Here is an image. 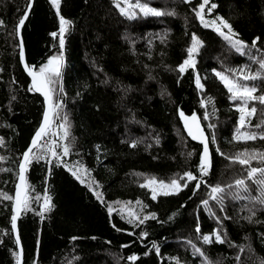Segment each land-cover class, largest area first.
I'll return each instance as SVG.
<instances>
[{
	"label": "trees",
	"instance_id": "16d2710c",
	"mask_svg": "<svg viewBox=\"0 0 264 264\" xmlns=\"http://www.w3.org/2000/svg\"><path fill=\"white\" fill-rule=\"evenodd\" d=\"M141 2L161 10H175L177 15L129 21L120 16L111 0H62L61 15L73 22L65 38L64 103L75 137L74 153H80L66 159L69 162L81 160L92 170V176L102 185L99 191L104 193L107 202L132 201V210L139 212V206L134 202L140 199L148 206L145 213L156 212L164 223L148 221L142 227L149 235L140 238L141 229H133L119 215L113 214L110 223L106 208L63 167L53 166L49 175L43 161L33 163L27 173L34 189L31 195L42 196L47 187L53 207L45 213L43 220L31 211L18 219L23 264H34V261L35 264H133L127 259L132 254L139 257L134 264H175L170 260L172 256L178 257L181 264H204V257H194L191 248L184 243L189 239L202 248L207 264H261L264 261V208L257 207L256 215L249 223L242 219L248 215L242 210L246 201L227 199L224 213L211 202L218 216L231 218L223 224L228 241L235 247L215 242L203 245L195 232L197 215L201 235L211 233L217 227L203 207L198 208L200 201L206 198L207 188L202 185L193 196V182L179 195L159 196L153 201L150 191L139 187L144 177L133 175L145 173L167 181L186 170L195 174L198 153L202 149L183 130L179 120L182 110L186 114H197L207 136L212 134L207 124L216 125L217 145L225 155L216 152L217 145H210L212 168L207 183L225 186L245 177L248 169L238 163L232 164L225 157L234 156L245 148L264 151V141H232L239 113L229 102L223 85L212 76L211 69L222 70L221 62L231 68L249 64L252 71L258 66L251 64L247 56L230 52L216 33L200 26L191 9L201 0H192L191 4H184L182 0ZM27 3L28 0H0V20L3 21L0 25V138L5 141L0 145V156L9 158L0 161V168L13 167L12 160L19 158L29 144L44 110L42 96L27 91L30 80L19 62L16 47L19 40L14 33L15 24ZM210 3H216L218 7L212 14H207V18L224 17L249 45L255 37H260L257 46L264 49V0H210ZM165 30L168 32L167 43L161 44L154 39V34ZM58 31L59 19L48 0H34L21 32L26 62L30 66L38 67L50 55L59 52V37L50 35ZM192 33L203 41L196 57V72L201 77H209L202 82L205 84L204 96L213 97L217 109L211 121L203 119L205 110L200 107L201 97L195 87L193 70L189 69L183 76L176 71L177 65L187 56L186 48ZM125 36L130 38L129 41L124 39ZM149 40H152L151 49ZM146 64L148 68L144 67ZM149 75L153 78L149 79ZM256 86L257 94H264V81H257ZM12 96L16 97L14 101ZM254 105L258 111L251 118L252 128L264 121V106L258 102ZM208 110L211 111L210 106ZM133 116L141 123L133 122ZM157 135L160 138L158 146L154 143ZM132 139H143L144 143L135 149L121 143ZM97 144L101 146L99 161ZM146 144H152V147L146 148ZM193 149L197 155L191 160L181 155ZM251 166L264 165L253 161ZM15 180L14 172H0V192L12 195ZM247 183L251 195H256V186L251 181ZM182 204L186 206L181 208ZM33 208L39 210L35 203ZM174 212H178L174 220L167 222ZM10 217L11 203L0 201V230L9 233L0 235V264H15L10 250L18 251L11 233ZM112 224L122 231L117 232ZM129 232L134 234L129 235ZM74 236L78 237L75 241L71 239ZM153 240L160 245V255L152 250L144 256ZM240 245L245 246L243 252Z\"/></svg>",
	"mask_w": 264,
	"mask_h": 264
},
{
	"label": "snow or ice",
	"instance_id": "6c2138e0",
	"mask_svg": "<svg viewBox=\"0 0 264 264\" xmlns=\"http://www.w3.org/2000/svg\"><path fill=\"white\" fill-rule=\"evenodd\" d=\"M34 0H28L27 7L23 12V15L19 17L18 22L15 24L14 33L19 38V44L16 45L19 52V62L23 65L24 71L28 77L31 78V82L28 85V92H36L43 96V119L39 126L36 128L32 135L31 142L26 150L23 151L19 158L13 159L12 168H0V172H14L17 178L15 183V196H10L7 193L0 192V201L6 200L11 203V233H17V220L22 214L27 212H34L39 216L41 220L44 219L45 213L51 211L52 198L48 195V189L45 187L44 193L41 196L37 194L35 197L31 195L34 191L31 184L28 181L27 173L33 163H40L43 161L48 166V173L51 175L52 167H63L67 172L71 174L77 181L87 187L88 191L96 198L99 203L106 208L110 223L113 214L119 215L120 219L127 224L132 225L133 229H141L139 233L140 238L147 237L148 231L144 230L142 226H145L148 221H156L158 223H164L160 221L156 212H146L147 205L140 199H137L134 203L139 206L140 211L136 212L132 210V201L115 200L107 202L104 198V193L99 191L102 185L92 176V170L88 169L81 160H75L69 162L66 158L75 154L77 156L80 153H74L75 149V137L71 132V122L69 116L65 110L64 99L66 92L63 84L62 69L64 67V47L66 34L70 31L73 22L66 19L61 15L60 7L62 0H48L52 9L55 10V15L59 19V31L52 32L50 35L55 38L59 37V52L54 55H50L46 62H42L38 67L30 66L25 60V47L23 38L21 36V30L25 26L28 19ZM184 4H191L192 0H182ZM111 3L118 10L121 17L129 21H135L140 18H162L165 16L174 17L177 15L175 10H161L156 7L150 6L148 2H141V0H111ZM210 5V6H209ZM218 5L216 3H210V0H201V2L191 11L194 13L196 20L204 29H211L216 33L226 44L230 52H235L240 56H247L251 64L257 65L255 71L249 64H245L236 68L226 67L221 62V69H211L212 76L223 85V88L227 91V98L229 102L234 105V109L239 113L236 127L232 133L233 142H247L255 141L257 139L264 141V121L257 124L255 128L250 127L251 118L257 113L258 109L254 105V102H258L259 105L264 106V94H257L259 89L256 86L257 81H264V49L257 46V41L260 37H255L251 45L240 38L238 32L235 31L232 24L222 16L214 15L211 18H207V14H212L213 10ZM0 25H3V21L0 20ZM168 32L165 30L162 33L154 34V39H158L161 44L167 43ZM124 39L129 41V37L125 36ZM134 43V41H131ZM149 48L152 47V40L148 42ZM203 47V41L192 33L189 45L186 48V58L177 65L176 71L180 76H183L189 69L195 73V87L200 95V107L204 109L203 119L205 121H211L212 117L216 114V107L214 98L211 96H204L205 84L203 80H207L209 77H201L196 72L197 59L200 50ZM256 53L255 55L253 53ZM151 59V54L148 56ZM145 68L149 66L144 65ZM167 67V66H165ZM2 71V69H0ZM153 77L149 75V79ZM13 82H15L13 80ZM179 83V81H178ZM79 95V93H77ZM16 97L12 96L11 100H15ZM209 106L211 111L208 110ZM180 119L183 121L184 128L193 141H198L202 146V150L199 151V162L195 165L196 172L192 170H186L182 174L176 173L169 180L158 179L155 176H149L145 173H133L136 177H144V182L139 184L140 188H147L151 193V199L157 200L159 196H174L179 195L184 189L190 187L194 182L195 187L192 188L193 196H195L201 189V186L207 188L206 198L200 201L199 207H203L210 219H214L217 227L213 228L211 233L201 235V224L199 222V215H197V223L195 232L197 237L202 241L203 245H211L213 242L216 244L228 243L229 247H235L234 244L228 241L227 232L224 229L223 221L231 219L227 215L218 216L216 211L211 206V202H214L216 207L221 213L226 211L225 201L227 199L232 200H244L247 202L245 209L248 215L242 217L243 220L251 223L253 217L256 215L257 207L264 208V166L252 167L253 161H258L261 165H264V151L249 150L245 148L243 151L235 153L234 156L225 157L232 164H239L242 167H246L247 175L245 177L236 179L234 184H228L221 186L220 184L210 185L207 183V177H209L212 168V156L210 153V145H217L215 136L216 125L209 122L207 128L211 131V136H206L204 129L201 127L197 114L195 112L189 117L181 110L179 111ZM59 121L57 124L56 122ZM132 121L135 123H141L136 121L135 117H132ZM56 127L57 131L53 132V127ZM49 137H52L49 139ZM5 143L3 138H0V145ZM121 143H127L130 148H137L141 143H144L143 139H132L130 142L122 140ZM154 143L158 146L160 144V138L157 135L154 138ZM99 161V153L101 146H96ZM152 147V144H146V148ZM216 152L224 156L225 154L220 150L219 146L216 147ZM182 156H186L187 160H191L193 156L197 155L196 150L182 152ZM8 157L0 156V161L8 160ZM156 159V157H153ZM18 160V164H17ZM47 179V178H46ZM248 181H251L256 186V195H251V191L248 185ZM235 189V191H233ZM243 193V195H242ZM191 200L192 197H189ZM42 200V202H41ZM38 205V211L33 208V204ZM186 205H181L184 208ZM178 212H174L168 216L167 222L174 220V217ZM112 227L117 231H122L121 228L112 224ZM6 230H0V235H8ZM129 235L134 233L129 232ZM214 237V241H213ZM73 241L78 237H71ZM93 239H95L93 237ZM19 251L10 250L15 264H23V250L20 248V237L17 234L14 241ZM186 243L192 250L194 257H204V264H207V257L202 251L201 247H198L192 240H186ZM39 246V240L37 241ZM126 248L128 245H122ZM240 251L243 252L244 245H240ZM155 250L157 256L161 253L160 245L157 241H151V247L144 253V256H148L149 253ZM78 259V257H75ZM128 261L136 262L139 257L136 254H132L127 257ZM236 259L239 261L240 257ZM170 260L175 261V264H181L178 257L172 256ZM35 264V261H34ZM71 264V262H70ZM264 264V261H261Z\"/></svg>",
	"mask_w": 264,
	"mask_h": 264
},
{
	"label": "water",
	"instance_id": "95a60500",
	"mask_svg": "<svg viewBox=\"0 0 264 264\" xmlns=\"http://www.w3.org/2000/svg\"><path fill=\"white\" fill-rule=\"evenodd\" d=\"M21 32H22V30H21ZM21 36H22V33H21ZM18 40H19V38H18ZM25 60H26V57H25ZM22 67H23V65H22ZM24 69V68H23ZM25 72V71H24ZM26 73V72H25ZM27 74V73H26ZM28 76V75H27ZM29 80H30V82H31V78L29 77ZM42 98H43V96H42ZM185 115H187V116H191L192 114H186L185 113ZM42 119H43V116H42ZM42 119H41V121H42ZM179 120H180V122H181V125H182V128H183V130L187 133V131L185 130V128H184V124H183V121L180 119V116H179ZM200 122V121H199ZM41 123V122H40ZM201 124V123H200ZM201 127L204 129V127L202 126V124H201ZM204 131H205V129H204ZM188 134V133H187ZM205 135L207 136V133H206V131H205ZM190 137V136H189ZM190 139H191V137H190ZM192 140V139H191ZM193 141V140H192ZM31 142V139H30V141H29V143ZM195 143H197V144H199V142L198 141H194ZM29 145V144H28ZM28 145H27V147H28ZM26 147V148H27ZM26 148H25V150H26ZM201 149H202V146H201ZM17 182V178H16V180H15V183ZM15 183H14V186H13V197L15 196ZM19 235V233H18V220H17V233H13V236H14V238H16V235ZM20 248H22L21 247V243H20ZM18 251H19V249H18Z\"/></svg>",
	"mask_w": 264,
	"mask_h": 264
},
{
	"label": "built area",
	"instance_id": "2783aa9c",
	"mask_svg": "<svg viewBox=\"0 0 264 264\" xmlns=\"http://www.w3.org/2000/svg\"><path fill=\"white\" fill-rule=\"evenodd\" d=\"M52 131H53V132H56V131H57V129H56L55 126L53 127ZM51 138H52V137H49V139H51Z\"/></svg>",
	"mask_w": 264,
	"mask_h": 264
},
{
	"label": "rangeland",
	"instance_id": "374dc122",
	"mask_svg": "<svg viewBox=\"0 0 264 264\" xmlns=\"http://www.w3.org/2000/svg\"><path fill=\"white\" fill-rule=\"evenodd\" d=\"M132 2L134 3L135 2V0H132ZM59 122L57 121V124H58ZM8 194V193H7ZM9 195V194H8ZM10 196H12V195H10Z\"/></svg>",
	"mask_w": 264,
	"mask_h": 264
},
{
	"label": "bare ground",
	"instance_id": "6f19581e",
	"mask_svg": "<svg viewBox=\"0 0 264 264\" xmlns=\"http://www.w3.org/2000/svg\"><path fill=\"white\" fill-rule=\"evenodd\" d=\"M12 196H13V193H12Z\"/></svg>",
	"mask_w": 264,
	"mask_h": 264
}]
</instances>
